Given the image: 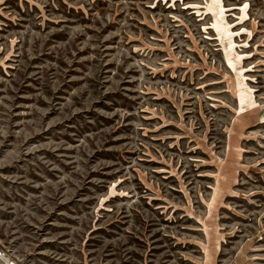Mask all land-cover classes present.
<instances>
[{
	"label": "rangeland",
	"instance_id": "374dc122",
	"mask_svg": "<svg viewBox=\"0 0 264 264\" xmlns=\"http://www.w3.org/2000/svg\"><path fill=\"white\" fill-rule=\"evenodd\" d=\"M0 241L264 264V0H0Z\"/></svg>",
	"mask_w": 264,
	"mask_h": 264
},
{
	"label": "built area",
	"instance_id": "2783aa9c",
	"mask_svg": "<svg viewBox=\"0 0 264 264\" xmlns=\"http://www.w3.org/2000/svg\"><path fill=\"white\" fill-rule=\"evenodd\" d=\"M0 264H26L23 259L16 257L9 247L0 241Z\"/></svg>",
	"mask_w": 264,
	"mask_h": 264
},
{
	"label": "bare ground",
	"instance_id": "6f19581e",
	"mask_svg": "<svg viewBox=\"0 0 264 264\" xmlns=\"http://www.w3.org/2000/svg\"><path fill=\"white\" fill-rule=\"evenodd\" d=\"M16 256V255H15ZM16 257H18V256H16ZM19 259H20V257H18Z\"/></svg>",
	"mask_w": 264,
	"mask_h": 264
}]
</instances>
